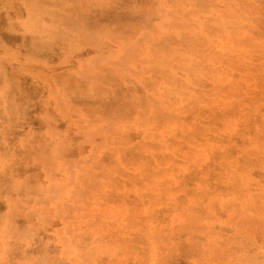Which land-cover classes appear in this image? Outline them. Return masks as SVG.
Masks as SVG:
<instances>
[{
	"label": "rangeland",
	"instance_id": "1",
	"mask_svg": "<svg viewBox=\"0 0 264 264\" xmlns=\"http://www.w3.org/2000/svg\"><path fill=\"white\" fill-rule=\"evenodd\" d=\"M264 0H0V264H264Z\"/></svg>",
	"mask_w": 264,
	"mask_h": 264
},
{
	"label": "snow or ice",
	"instance_id": "2",
	"mask_svg": "<svg viewBox=\"0 0 264 264\" xmlns=\"http://www.w3.org/2000/svg\"><path fill=\"white\" fill-rule=\"evenodd\" d=\"M262 251H264V249H262Z\"/></svg>",
	"mask_w": 264,
	"mask_h": 264
}]
</instances>
